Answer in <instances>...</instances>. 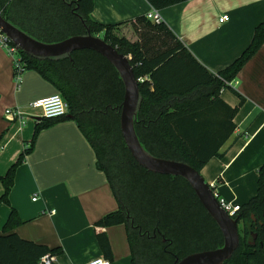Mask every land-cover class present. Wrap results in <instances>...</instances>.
<instances>
[{
	"label": "trees",
	"instance_id": "16d2710c",
	"mask_svg": "<svg viewBox=\"0 0 264 264\" xmlns=\"http://www.w3.org/2000/svg\"><path fill=\"white\" fill-rule=\"evenodd\" d=\"M146 1L160 11L189 0ZM93 9L94 0H0L2 17L37 41L50 44L84 35L81 17L92 35L129 59L142 96L134 129L147 153L186 163L199 173L211 158H222L220 149L232 135L233 118L244 101L228 84L264 43V21L255 28L243 53L213 74L164 22L153 24L145 16L130 21L136 35V40L130 41L115 34L119 24L93 21ZM18 54L24 71H35L49 82L66 102L68 112L59 119L36 123L27 147L0 177L4 189L0 205L10 207L16 169L32 152L40 131L68 119L92 147L96 166L105 174L118 203V209L96 226L125 227L131 264H174L176 259L222 246L220 230L187 182L148 172L127 150L119 126L124 88L104 57L89 50L57 61ZM221 90L232 91L239 105L227 106L218 96ZM233 218H238L242 235L239 232V246L224 264H264V162L257 170L256 195L239 206ZM22 223L10 207L0 234V264H38L45 255L62 253L60 248L20 238L14 230ZM96 240L103 257L111 260L106 235L98 234Z\"/></svg>",
	"mask_w": 264,
	"mask_h": 264
},
{
	"label": "crops",
	"instance_id": "0c3cea01",
	"mask_svg": "<svg viewBox=\"0 0 264 264\" xmlns=\"http://www.w3.org/2000/svg\"><path fill=\"white\" fill-rule=\"evenodd\" d=\"M151 9L146 0H94L90 18L101 24H119L115 34L135 41L129 22L146 17ZM158 12L193 57L216 74L249 46L255 28L264 21V0H189ZM224 15L228 20L219 23ZM13 70L12 58L0 47V177L33 137L39 113L31 104L58 93L35 71H23L16 84ZM233 83L232 88L244 98L233 118L235 129L220 149L222 158H211L200 175L215 186L221 199L235 205L242 178L246 176L251 185L257 183V170L264 162V43ZM218 96L231 108L239 105L230 90H221ZM6 109H18L22 123L9 122ZM3 191L0 182V197ZM9 202L23 221L14 230L20 238L61 249L62 253L52 255L53 264L106 259L96 240L101 233L112 252V259L106 260L131 264L125 227L96 226L118 209V203L105 174L96 166L92 147L74 121H59L40 131L32 152L16 169ZM10 207L0 205V234Z\"/></svg>",
	"mask_w": 264,
	"mask_h": 264
},
{
	"label": "water",
	"instance_id": "95a60500",
	"mask_svg": "<svg viewBox=\"0 0 264 264\" xmlns=\"http://www.w3.org/2000/svg\"><path fill=\"white\" fill-rule=\"evenodd\" d=\"M79 19L85 28V34L72 36L57 43L47 44L37 41L6 21L1 14L0 31L18 51L36 60L57 61L70 58L73 52L89 50L104 57L112 65L124 88L119 126L123 141L132 158L148 172L179 177L186 181L207 215L214 221L222 234L223 244L220 248L187 255L180 260L176 259L174 264H224L233 256L240 243L238 218H231L221 208L212 188L205 183L199 172L186 163L157 158L144 150L134 129V122L141 107L142 96L129 59L118 53L99 36L92 35L84 25L82 18L79 17ZM41 119L38 118L39 121Z\"/></svg>",
	"mask_w": 264,
	"mask_h": 264
},
{
	"label": "built area",
	"instance_id": "2783aa9c",
	"mask_svg": "<svg viewBox=\"0 0 264 264\" xmlns=\"http://www.w3.org/2000/svg\"><path fill=\"white\" fill-rule=\"evenodd\" d=\"M146 19L149 20L153 24H159L162 20L160 18L159 12L156 9H151L146 14ZM228 20V16L224 15L219 18V23H223ZM0 47L6 51V53L13 60V71H14V80L16 84L19 83L20 75L24 71V65L21 63L17 48L8 40V38L0 31ZM233 81L228 85L233 86ZM31 108L33 110L38 111L39 118L55 120L65 116L68 112V106L66 102L63 100L59 93L53 94L49 97H45L42 99H38L31 104ZM4 116L9 122L19 121L22 123L23 114L18 109H6L4 112ZM210 187L214 188V185H210ZM214 196L217 198L219 205L221 208L231 217L235 215V213L239 210L237 205H233L232 203L225 202L223 199L219 197V195L213 191ZM35 198L33 199V201ZM54 257L51 255L43 256L38 264H53ZM86 264H110L108 260L103 258H97L89 261Z\"/></svg>",
	"mask_w": 264,
	"mask_h": 264
},
{
	"label": "rangeland",
	"instance_id": "374dc122",
	"mask_svg": "<svg viewBox=\"0 0 264 264\" xmlns=\"http://www.w3.org/2000/svg\"><path fill=\"white\" fill-rule=\"evenodd\" d=\"M250 180L246 179V176L242 178V187L239 190H236L235 195H236V202L239 206H243L245 205L252 197H254L256 195L257 192V183L256 181L251 185ZM247 183V186H246ZM231 194V193H230ZM232 195V194H231ZM241 227H239V232L240 235H242V232L240 229Z\"/></svg>",
	"mask_w": 264,
	"mask_h": 264
}]
</instances>
